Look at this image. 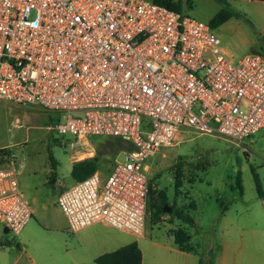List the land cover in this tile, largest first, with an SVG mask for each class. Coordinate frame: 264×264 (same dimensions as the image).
Returning a JSON list of instances; mask_svg holds the SVG:
<instances>
[{
    "label": "built area",
    "instance_id": "2783aa9c",
    "mask_svg": "<svg viewBox=\"0 0 264 264\" xmlns=\"http://www.w3.org/2000/svg\"><path fill=\"white\" fill-rule=\"evenodd\" d=\"M0 100L60 115L73 163L96 156L94 136L130 141L106 180L77 181L58 206L72 232L142 236L149 157L186 135L242 145L264 129V57L234 62L210 23L153 0H0ZM33 216L14 158L0 163V224L18 235Z\"/></svg>",
    "mask_w": 264,
    "mask_h": 264
},
{
    "label": "rangeland",
    "instance_id": "374dc122",
    "mask_svg": "<svg viewBox=\"0 0 264 264\" xmlns=\"http://www.w3.org/2000/svg\"><path fill=\"white\" fill-rule=\"evenodd\" d=\"M227 1L239 15L214 29L223 51L234 62L251 53L264 57V2ZM183 2L184 13L205 23H210L224 7L220 0ZM43 111L0 100V150L11 151L20 188L34 211L32 220L18 235L0 224V264H95V256L114 248L99 247L106 237L118 238L116 246L120 247L135 238L151 264H200L202 256L208 264H263L257 257L264 254V196L257 192L253 170L264 191V130L245 139L242 145L216 134L186 135L179 145L148 158L149 179L156 187L167 190L171 206L176 200L174 165L181 164L183 194L176 204L187 207L191 199L196 202V209H188L196 225L177 219L170 222V216L153 224L149 212L143 237L102 222L72 232L58 206L60 194L77 182L72 176L74 163L68 149L72 137L53 131L63 121L60 115ZM118 140L113 136L92 138L96 154L100 151L103 160L99 167L103 180L126 157L127 151L119 149ZM51 156L58 161V182L54 185L48 181ZM239 172L243 196L233 189ZM189 178L196 181L190 183ZM186 192L191 198L186 197ZM180 227L192 237L190 256L179 250L171 234Z\"/></svg>",
    "mask_w": 264,
    "mask_h": 264
},
{
    "label": "trees",
    "instance_id": "16d2710c",
    "mask_svg": "<svg viewBox=\"0 0 264 264\" xmlns=\"http://www.w3.org/2000/svg\"><path fill=\"white\" fill-rule=\"evenodd\" d=\"M252 1H261L264 2V0H252ZM154 3L159 4L161 6H166L169 9H173L176 11H183L184 2L183 0H153ZM221 3H223L224 7L222 10H220L214 18L211 20L210 25L213 29L225 24L229 19H231L235 15H239L238 12L232 10L228 6L227 0H220ZM188 5L192 7L191 2L188 1ZM119 138L120 150H126L132 151L135 149L134 145L127 140H124L120 137ZM9 159H12V153L11 151L4 149L0 150V163H7ZM52 172L51 176L49 178L50 184H56L57 181V173L56 169L58 166V161L51 156L50 159ZM103 160L100 156V151L97 150V154L92 159H87L84 161L76 162L73 164L72 168V176L75 178L76 181L84 180L85 178L89 177L90 175L94 174L96 171L99 170L100 165H102ZM174 170L176 174V200L174 201V204L172 205V211L170 213V219H168L170 222H172L174 219H177L179 221H182L184 223H188L190 225H195L194 218L188 213V209H196L197 204L196 202L191 199V202L189 205L180 207L176 204L178 197L183 194L181 189L183 187V179H184V171L181 167L180 163H176L174 165ZM111 172V170L109 171ZM254 177L256 181V187L259 195L261 197L264 196V191L262 188V184L260 181V178L258 175L254 172ZM188 181L190 183H194L196 180L194 178H189ZM233 189L239 190L240 194L243 195L244 187L242 183V173H238V177L236 180V185L233 187ZM187 198H191L190 193H185ZM170 205L169 201V195L166 189H161L159 187H156L153 185V182L150 181V188H149V202H148V210L150 212V219L153 224H158L163 222L164 220H167L166 216L167 213L165 212V206ZM172 234L175 238V243L177 247L181 251L191 252L193 251V247H191V235L187 232L185 228H177L172 231ZM95 264H143V253L142 250L137 242H132L130 244H127L123 247L118 248L115 251L105 253L101 256H99L95 260ZM200 264H208L206 259L202 256L200 259ZM213 264V263H210Z\"/></svg>",
    "mask_w": 264,
    "mask_h": 264
},
{
    "label": "crops",
    "instance_id": "0c3cea01",
    "mask_svg": "<svg viewBox=\"0 0 264 264\" xmlns=\"http://www.w3.org/2000/svg\"><path fill=\"white\" fill-rule=\"evenodd\" d=\"M33 107H35V109L36 110H40V111H43L42 110V108L41 107H39V106H33ZM21 108H23V107H21ZM43 112H45V111H43ZM264 130V129H263ZM262 130V131H263ZM261 132V131H260ZM256 136V135H255ZM252 137H254V136H252ZM252 137H250V138H252ZM250 138H247V140H250ZM249 142V141H248ZM244 153H248L249 154V151H244ZM58 181H56V183H57ZM242 183H243V180H242ZM255 183H256V181H255ZM243 187H244V185H243ZM257 188V187H256ZM258 192V191H257ZM243 194H244V192H243ZM259 194V193H258ZM243 196V195H242ZM260 196V195H259ZM261 197V196H260ZM225 210H227V208H225ZM169 217V216H168ZM167 217V218H168ZM195 225H196V222H195ZM119 230V229H118ZM120 231H122V232H127V231H123V230H120ZM127 233H129V232H127ZM132 234V233H131ZM171 234H172V231H171ZM134 235V234H133ZM144 235V234H143ZM143 235L142 236H138V237H143ZM191 239H192V237H191ZM134 240H135V238L132 240V242H134ZM118 241H119V239L118 238H116V237H106L104 240H102L101 242H100V244H99V247H102V246H106V245H108L109 247H114V248H112L111 250H107L106 252H104V253H101L100 255H98V256H95L94 257V261L99 257V256H101V255H103V254H105V253H109V252H112V251H115V250H117L118 248H120V246H116L117 244H118ZM135 241H137V243H138V240H135ZM132 242H126V244L125 245H127V244H130V243H132ZM139 244V243H138ZM124 245V246H125ZM139 246H140V248H141V250H142V253H143V264H151L150 263V261H149V259L146 257V255H145V252H144V249H143V247L139 244ZM121 247H123V246H121ZM180 250V249H179ZM181 251V250H180ZM181 252H183V253H186L187 255H192V253L191 252H186V251H181ZM258 255H254V258H256ZM257 260H259L260 262H262L263 264H264V254H262V255H260V256H258L257 257Z\"/></svg>",
    "mask_w": 264,
    "mask_h": 264
},
{
    "label": "water",
    "instance_id": "95a60500",
    "mask_svg": "<svg viewBox=\"0 0 264 264\" xmlns=\"http://www.w3.org/2000/svg\"><path fill=\"white\" fill-rule=\"evenodd\" d=\"M171 211H172V206L166 205L165 206V212L167 213L168 216H170Z\"/></svg>",
    "mask_w": 264,
    "mask_h": 264
}]
</instances>
